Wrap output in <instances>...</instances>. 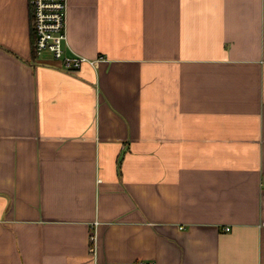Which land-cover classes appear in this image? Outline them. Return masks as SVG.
I'll return each mask as SVG.
<instances>
[{"label":"crops","instance_id":"crops-1","mask_svg":"<svg viewBox=\"0 0 264 264\" xmlns=\"http://www.w3.org/2000/svg\"><path fill=\"white\" fill-rule=\"evenodd\" d=\"M30 29L0 0V264H264V0H68L73 71Z\"/></svg>","mask_w":264,"mask_h":264},{"label":"built area","instance_id":"built-area-1","mask_svg":"<svg viewBox=\"0 0 264 264\" xmlns=\"http://www.w3.org/2000/svg\"><path fill=\"white\" fill-rule=\"evenodd\" d=\"M32 7L33 26L36 32V52L41 55L45 52L61 61L69 70H76L84 62L95 64L102 56L87 58L80 54H68L65 52L67 42V12L68 0H29ZM229 228V227H227ZM92 242L96 239L95 232L90 235ZM94 249V246L92 247ZM141 264H153L142 262Z\"/></svg>","mask_w":264,"mask_h":264},{"label":"trees","instance_id":"trees-1","mask_svg":"<svg viewBox=\"0 0 264 264\" xmlns=\"http://www.w3.org/2000/svg\"><path fill=\"white\" fill-rule=\"evenodd\" d=\"M32 7L30 5V32H31V41H32V49H33V54L34 56H37V52H36V32H35V28L33 26V15H32Z\"/></svg>","mask_w":264,"mask_h":264}]
</instances>
